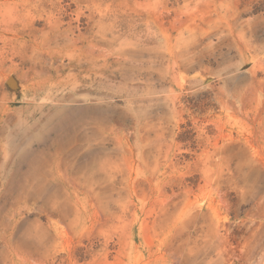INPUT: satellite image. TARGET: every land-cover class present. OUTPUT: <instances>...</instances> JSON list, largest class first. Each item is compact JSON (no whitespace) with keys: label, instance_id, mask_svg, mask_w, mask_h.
<instances>
[{"label":"rangeland","instance_id":"obj_1","mask_svg":"<svg viewBox=\"0 0 264 264\" xmlns=\"http://www.w3.org/2000/svg\"><path fill=\"white\" fill-rule=\"evenodd\" d=\"M0 264H264V0H0Z\"/></svg>","mask_w":264,"mask_h":264}]
</instances>
